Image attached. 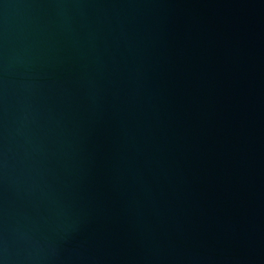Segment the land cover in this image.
<instances>
[{
    "label": "water",
    "instance_id": "95a60500",
    "mask_svg": "<svg viewBox=\"0 0 264 264\" xmlns=\"http://www.w3.org/2000/svg\"><path fill=\"white\" fill-rule=\"evenodd\" d=\"M0 264H264V0H0Z\"/></svg>",
    "mask_w": 264,
    "mask_h": 264
}]
</instances>
